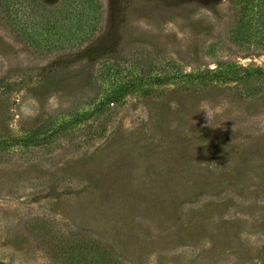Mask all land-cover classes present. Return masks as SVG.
I'll return each mask as SVG.
<instances>
[{"label": "rangeland", "instance_id": "obj_1", "mask_svg": "<svg viewBox=\"0 0 264 264\" xmlns=\"http://www.w3.org/2000/svg\"><path fill=\"white\" fill-rule=\"evenodd\" d=\"M101 2L95 35L51 54L0 18V262L66 264L77 236L121 264H264V78L153 83L264 51L228 39L229 0Z\"/></svg>", "mask_w": 264, "mask_h": 264}, {"label": "trees", "instance_id": "obj_2", "mask_svg": "<svg viewBox=\"0 0 264 264\" xmlns=\"http://www.w3.org/2000/svg\"><path fill=\"white\" fill-rule=\"evenodd\" d=\"M234 7V20L228 39L239 47L264 51V0H229ZM101 0H59L50 4L46 0H0V18L26 45L40 54L75 49L88 42L102 23ZM232 71L207 69L181 75L155 77L153 83L171 79L248 81L264 78L261 68L232 65ZM245 93L258 91L245 84ZM112 90L83 120L102 110L109 103H116L123 96ZM125 94V93H124ZM62 241L58 255L66 264H121L119 259L102 243L83 237L71 236ZM0 264H4L0 262Z\"/></svg>", "mask_w": 264, "mask_h": 264}, {"label": "clouds", "instance_id": "obj_3", "mask_svg": "<svg viewBox=\"0 0 264 264\" xmlns=\"http://www.w3.org/2000/svg\"><path fill=\"white\" fill-rule=\"evenodd\" d=\"M201 111L206 114V119H207V122H208V125H209L210 121L215 116V112L212 110V108L210 106L202 109Z\"/></svg>", "mask_w": 264, "mask_h": 264}]
</instances>
